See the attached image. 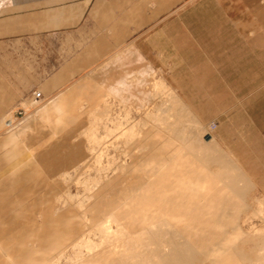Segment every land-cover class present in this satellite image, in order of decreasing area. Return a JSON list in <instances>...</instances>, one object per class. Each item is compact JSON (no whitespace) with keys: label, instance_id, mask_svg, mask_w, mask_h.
<instances>
[{"label":"crops","instance_id":"crops-1","mask_svg":"<svg viewBox=\"0 0 264 264\" xmlns=\"http://www.w3.org/2000/svg\"><path fill=\"white\" fill-rule=\"evenodd\" d=\"M35 92L45 102L17 122ZM158 92L264 198V0H0V124H14L0 132V251L40 250L89 116Z\"/></svg>","mask_w":264,"mask_h":264},{"label":"bare ground","instance_id":"bare-ground-1","mask_svg":"<svg viewBox=\"0 0 264 264\" xmlns=\"http://www.w3.org/2000/svg\"><path fill=\"white\" fill-rule=\"evenodd\" d=\"M184 122L180 119L156 121L158 131L152 132L154 137L145 133L147 125L143 124L139 129L140 139H136L135 134H127L128 142L145 150L147 158L145 160L144 156L142 165L137 161L139 168L129 170L133 182L118 194L117 204L103 202L106 214L98 222L101 212L98 204L105 196L94 193L88 197L97 243L91 246L88 245L91 242L87 245L79 242L78 249L86 252L83 258L75 256L78 260L72 259V264H237V261L243 264L247 260L248 248L244 244L231 246L236 236L232 239L231 234H223L215 222L222 198L243 195V189H236L235 178L230 175V171L236 170L225 165L228 162L209 142L203 143L197 135L191 134ZM5 124L1 123L0 128ZM166 131L171 138L169 134L165 136ZM110 194L112 192L107 191L106 195ZM258 239L248 252L253 250L257 254L256 250L261 248H258ZM246 240L252 242L253 239Z\"/></svg>","mask_w":264,"mask_h":264},{"label":"rangeland","instance_id":"rangeland-1","mask_svg":"<svg viewBox=\"0 0 264 264\" xmlns=\"http://www.w3.org/2000/svg\"><path fill=\"white\" fill-rule=\"evenodd\" d=\"M156 98V100H158L156 106L129 108L114 104H105L99 108L96 113L89 116V125L84 133V141L88 149L87 156L71 171L58 176L56 198L50 208V215L53 216V218L49 219V221H54L48 225L49 227L46 226L41 230L40 250L37 249L38 245L27 243L24 246H19V248L23 247L26 250H14L10 252L0 251V264H69V262L72 264L80 255L81 257L78 259L84 257V252L86 251H80L78 249L79 245L81 246L82 244L81 242H83L84 245L91 242L88 244L91 246L97 243L95 219L89 210V204H91V202L88 197L91 195L93 196L94 193H102L101 195L103 197L105 196L102 203L98 204L101 207V212L97 219L98 222L106 214V212L103 211V207H105L103 202L112 206L117 204L118 194L126 191V188L129 187L127 185L133 182L132 174L129 170H131L132 167H134L132 168L133 170L139 168L140 165L137 161H141L140 164L142 165L144 156H146L145 160L147 158L144 152L145 150L143 151V149L137 147L136 143L134 144L129 141L131 143L129 144L127 134H135V137H137L136 139H140V137H142V132L139 131V129L147 125L145 133H150V135L154 137L153 133L156 132V130L158 131V125L154 122L157 121L160 123V120L180 119L185 121L184 126L190 129L191 134L197 135L203 143H207L203 137L204 131L200 129L196 122L178 113L177 115L175 114V116L173 115V111H177H175L174 107L171 105L173 101L170 95L158 92L156 93ZM161 101L169 106H161ZM44 102L45 101L38 103L33 102L27 109H24L29 111L26 117H32L35 110L37 111L41 107L39 105ZM174 105L178 106L176 103ZM179 110H182L181 106ZM17 118H19L18 113ZM24 119L25 117L17 122H21ZM13 125L12 122H7L0 128V132L8 130ZM121 134L123 136H120ZM165 134V136L169 134V138L172 136L170 133H167V131ZM209 143L212 145L213 149L228 162L225 163V165H230L236 170V172L230 171V175L235 178L236 189H243V195H241V197L236 196V198L232 197L229 199L222 198L217 210L215 222L219 225L223 234H231L232 236H230L232 239L233 236H236V239H234L236 241H231V246L244 244L246 249H251V245L257 241L256 239L260 238L258 239L260 241V243H258V248H261H259V251L258 249L256 250L257 254H254L256 252L253 250H249L248 252V249H245V255L248 253V257L245 256L247 260L242 263L247 264L249 262L248 264H250L251 261V264H255L254 262H256V264L259 262H261L259 264H264V246H262L264 245V198L258 195L255 182L252 178L249 179L246 173L241 172L238 165L232 161L213 139ZM142 151L144 155L140 157L142 156ZM140 158L143 160H139ZM127 172L131 174V176ZM131 172L133 171L131 170ZM237 173H239L240 176ZM241 175L244 176L247 181L243 177L241 178ZM252 175L255 176L256 173H252ZM247 183L249 185H247ZM104 190L106 191L104 192ZM107 191L112 192V194L106 195ZM85 206H88V208ZM47 222L48 221L42 218L40 221L41 227H44ZM80 238H82V241ZM92 238L94 239L93 241H91ZM249 238L251 240L253 239L252 242L246 240ZM44 241H49V244H45ZM244 242L249 244H245ZM252 251L254 256L257 255L255 258L252 255ZM79 252L80 254H78ZM257 258L259 262H257ZM236 263L241 264L239 261Z\"/></svg>","mask_w":264,"mask_h":264},{"label":"built area","instance_id":"built-area-1","mask_svg":"<svg viewBox=\"0 0 264 264\" xmlns=\"http://www.w3.org/2000/svg\"><path fill=\"white\" fill-rule=\"evenodd\" d=\"M33 102L34 103L42 102V97H41V94L39 92L33 93V95H32V103ZM28 113H29V111H26L24 109H20L18 111L19 118H17V121L22 120L24 117L26 118ZM215 127H216V124L215 123H211L210 126H209V130H213V129H215Z\"/></svg>","mask_w":264,"mask_h":264}]
</instances>
